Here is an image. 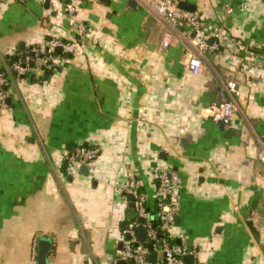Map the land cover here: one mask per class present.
I'll return each instance as SVG.
<instances>
[{
	"label": "crops",
	"instance_id": "crops-1",
	"mask_svg": "<svg viewBox=\"0 0 264 264\" xmlns=\"http://www.w3.org/2000/svg\"><path fill=\"white\" fill-rule=\"evenodd\" d=\"M62 1L0 2V53L51 37L75 47L47 78L31 70L35 81L15 76L5 91L0 264H37L41 236L53 240L48 264H110L128 209L118 186L136 173L153 206L167 166L183 177L176 241L191 240L202 264H264V0H171L224 31L198 72L187 56L193 35L160 47L166 24L152 4L81 0L72 17ZM231 79L238 109L217 123L207 108ZM83 144L100 148L89 172L65 171L63 151Z\"/></svg>",
	"mask_w": 264,
	"mask_h": 264
},
{
	"label": "built area",
	"instance_id": "built-area-1",
	"mask_svg": "<svg viewBox=\"0 0 264 264\" xmlns=\"http://www.w3.org/2000/svg\"><path fill=\"white\" fill-rule=\"evenodd\" d=\"M46 2L47 0H42ZM52 3L54 0H49ZM81 0H63L64 9L74 17L78 11ZM144 4H152L157 15L165 22L166 27L162 36L160 47L168 49L181 37L194 36V47L187 53L191 69L198 72L201 66V57L207 52L218 51L224 31L221 27L208 26L204 16L197 10H187L179 7L171 0H141ZM1 2V0H0ZM1 4V3H0ZM231 10L230 7H228ZM76 31L84 37L89 28L86 23L77 21ZM212 39V42H210ZM61 47L62 53L56 52ZM74 43L60 37H51L41 46L32 47L27 54L19 49H13L6 53H0V108L5 107L6 95L4 87L15 76H26L31 70L43 72L46 70L56 71L60 69L61 58L64 53L74 52ZM34 61V67L30 62ZM227 97L217 103L211 104L207 110L211 119L217 123L227 121L233 117L238 109L237 97L240 94L235 80L226 82ZM100 148L96 145L80 146L73 152L63 151L68 158L70 167L89 165L99 155ZM259 158L264 162V151L259 152ZM155 202L149 203L148 193L143 188L142 179L136 173L128 175L127 179L118 186L122 201L128 207H133L138 218L130 220L123 225L120 231L122 247L117 249L110 264H118L125 260L129 264H188L186 257L194 255L193 264H202L198 258L199 249L178 243L173 233L176 225V217L180 211V191L183 188V177L174 168L167 166L161 168L156 177ZM133 196V199L130 198ZM157 216L160 223L156 227L153 224V216ZM126 220V217H125ZM145 228L146 238L141 240L139 228ZM149 244L153 245L150 249ZM155 254V259L151 258Z\"/></svg>",
	"mask_w": 264,
	"mask_h": 264
},
{
	"label": "water",
	"instance_id": "water-1",
	"mask_svg": "<svg viewBox=\"0 0 264 264\" xmlns=\"http://www.w3.org/2000/svg\"><path fill=\"white\" fill-rule=\"evenodd\" d=\"M103 1L105 3H109L110 2V0H103ZM45 3H46V8L48 9L50 7V1L47 0ZM133 5H138V2L136 0H129V6H133ZM179 7L187 9V10H192V11L197 9L196 5H194L193 3L189 2V1H180L179 2ZM210 42H212V39H210ZM21 48L25 49V44L24 43L21 44ZM56 52L61 54L62 53L61 47L56 48ZM31 54H33V52H31ZM34 65H35L34 61H31L30 62V66L34 67ZM48 75H49V71H45L44 76H48ZM26 76H29L30 77V81H32V82L37 79L36 78V73L34 71L28 72L26 74ZM26 76H22V78H24ZM8 88H9V86L6 85L4 87V90L8 91ZM7 100L10 101V97H8ZM80 170H81V172L87 174L89 172V167L87 165H81L80 166ZM130 198L133 199V196L130 195ZM131 205L133 206V204H131ZM176 222H177V224L181 223V215L180 214L176 217ZM139 234H140L141 240H144L146 238V230H145V228H143V227L139 228ZM177 242L178 243H182V238H178ZM81 243H82V253L83 254H87L89 252V248H88V242H87V237L86 236H83L81 238ZM187 244L191 245L192 241L188 240ZM52 246H53L52 238L43 237V236L39 237L37 257H36V263L37 264H48L49 263V255L51 254ZM121 247H122V242H120V244H119V248H121ZM149 247H150V249H152L153 245L149 244ZM155 257L156 256L153 253L151 255V258L154 260ZM186 261L188 262V264H193L194 261H195V256L194 255H188L186 257ZM118 264H129V263L127 261H125V260H120L118 262Z\"/></svg>",
	"mask_w": 264,
	"mask_h": 264
},
{
	"label": "trees",
	"instance_id": "trees-1",
	"mask_svg": "<svg viewBox=\"0 0 264 264\" xmlns=\"http://www.w3.org/2000/svg\"><path fill=\"white\" fill-rule=\"evenodd\" d=\"M30 50H31V48H25V49H22L21 51H23L24 53L30 54L31 53ZM71 54L72 53H64L65 56H71ZM43 77L47 78L48 76H43ZM88 145H90V144H83V146H88ZM74 150H71V152H73ZM68 165H69V161H68V158L66 157L64 160V163H63V169L65 171L67 170L66 168ZM126 211H127V213H126V220L124 221V225L127 224L128 221L138 218L136 216V211H135V208L133 206L128 207V209ZM159 223H160V221H159L158 217L156 215L153 216V224L157 227L159 225Z\"/></svg>",
	"mask_w": 264,
	"mask_h": 264
}]
</instances>
